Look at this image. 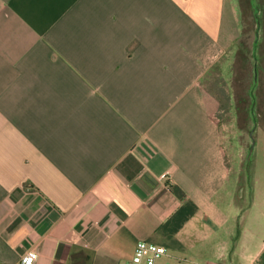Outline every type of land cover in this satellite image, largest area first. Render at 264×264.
Masks as SVG:
<instances>
[{
	"label": "crops",
	"instance_id": "1",
	"mask_svg": "<svg viewBox=\"0 0 264 264\" xmlns=\"http://www.w3.org/2000/svg\"><path fill=\"white\" fill-rule=\"evenodd\" d=\"M247 32L264 0H0V264H264L209 102Z\"/></svg>",
	"mask_w": 264,
	"mask_h": 264
},
{
	"label": "rangeland",
	"instance_id": "2",
	"mask_svg": "<svg viewBox=\"0 0 264 264\" xmlns=\"http://www.w3.org/2000/svg\"><path fill=\"white\" fill-rule=\"evenodd\" d=\"M211 83V115L218 123L229 165L264 177V50L244 33L241 46L225 59ZM244 206V205H243ZM260 234V230L258 232Z\"/></svg>",
	"mask_w": 264,
	"mask_h": 264
},
{
	"label": "built area",
	"instance_id": "3",
	"mask_svg": "<svg viewBox=\"0 0 264 264\" xmlns=\"http://www.w3.org/2000/svg\"><path fill=\"white\" fill-rule=\"evenodd\" d=\"M165 256H167V249L165 247L139 241L134 248L131 260L125 264H174L163 262L162 259ZM37 258L38 252L30 250L21 257L19 264H35Z\"/></svg>",
	"mask_w": 264,
	"mask_h": 264
}]
</instances>
